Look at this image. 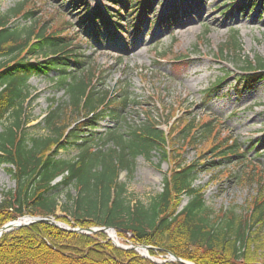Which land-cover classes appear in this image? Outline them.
I'll return each mask as SVG.
<instances>
[{
  "label": "trees",
  "instance_id": "obj_1",
  "mask_svg": "<svg viewBox=\"0 0 264 264\" xmlns=\"http://www.w3.org/2000/svg\"><path fill=\"white\" fill-rule=\"evenodd\" d=\"M237 1L228 0L231 5ZM242 1L249 11L257 6L253 0ZM24 6L22 0L0 14V166L6 167L14 182V188L3 192L0 199V227L26 216L54 217L70 228H108L119 235L128 234L132 244L154 248L148 252L150 256L169 252L194 264H259L255 257L264 229L261 178L252 181L255 195L239 212L231 208L215 214L205 206L204 194L195 186L198 172L242 162L239 145L234 141L202 165L178 164L163 176L161 191L146 203L130 200L119 174L132 175L139 156L149 159L154 153L159 163L163 162L166 140L159 121L147 118L139 125L126 124L120 113L130 102L127 92L112 107L107 92L94 89L92 68L71 50L75 47L71 40L61 36L58 28L39 25L37 12L23 13ZM95 15L96 21L102 22L104 18ZM108 16L118 20L120 14ZM18 19L28 21L29 26H16ZM240 52L237 32H233L219 56L233 58L239 66L234 87L239 98L257 84L264 85V60L241 59ZM34 76L51 81L65 97L42 120V136L32 135L26 128L30 123L27 107L33 101L27 81ZM222 81H216L207 94L215 93ZM66 109L78 117H93L71 128L62 123ZM104 118L116 127L97 133ZM214 123L202 124L196 136L212 134ZM68 148L76 151L75 157L57 156L59 150ZM182 197L187 201L178 210ZM0 264L178 263H155L132 249L117 248L103 232L86 235L36 223L0 237Z\"/></svg>",
  "mask_w": 264,
  "mask_h": 264
},
{
  "label": "rangeland",
  "instance_id": "obj_2",
  "mask_svg": "<svg viewBox=\"0 0 264 264\" xmlns=\"http://www.w3.org/2000/svg\"><path fill=\"white\" fill-rule=\"evenodd\" d=\"M118 1L117 5L110 0H25L22 12H37L39 25L49 30L58 28L61 36L71 40L75 46L71 50L82 55L92 68L94 89L107 92L112 107L127 92L130 102L120 113L126 124L139 125L147 118L159 121L166 139L163 162L159 163L154 153L149 159L139 156L132 175L119 174L130 200L146 203L161 191L163 176L178 164L212 161L235 141L244 156L242 162L198 172L195 186L204 194L205 206L215 214L231 208L242 211L255 195L252 181L260 177L264 186V85L257 84L239 98L234 92L239 66L233 58H221L219 50L237 32L241 59L264 60V1L253 0L257 5L253 11L241 0L234 5L228 0ZM18 2L22 0H0V14ZM115 13L120 14L118 20L107 17ZM95 14L105 22L96 21ZM115 23H119L117 29ZM16 24L21 28L29 26L21 19ZM177 59L183 62L175 63ZM224 75L228 78L220 88L207 94ZM27 85L33 101L27 107L30 123L26 128L28 133L42 136V120L56 104L65 101L64 93L44 77H31ZM65 112L62 123L71 127L75 122L77 126L85 124L84 116L70 114L67 109ZM192 120L193 127L185 135ZM207 122H215L216 127L209 136L199 138L196 132ZM113 127L115 124L104 118L96 132L104 133ZM75 155L73 148L57 154L63 159ZM13 188L6 167L0 166V199L3 192ZM186 201L182 197L177 209ZM62 203L61 198L59 204ZM56 214L61 216L59 211ZM105 235L111 243L109 237H113L121 247H138L128 234L109 230ZM260 240L255 259L264 264V229ZM136 253L155 263L169 259L165 255L150 256L139 249Z\"/></svg>",
  "mask_w": 264,
  "mask_h": 264
},
{
  "label": "water",
  "instance_id": "obj_3",
  "mask_svg": "<svg viewBox=\"0 0 264 264\" xmlns=\"http://www.w3.org/2000/svg\"><path fill=\"white\" fill-rule=\"evenodd\" d=\"M47 224V225H51L57 229H60L62 231H67V232H77V233H84V234H93L96 231H100L103 233H107V231L109 229H99V230H93V229H87V230H80V229H69V228H65L62 227L61 225H59L54 218L52 217H46V218H41V217H37V218H31V217H26L23 219H19L16 220L14 222H10L6 225H4L3 227L0 228V236L4 233H9L11 231L23 228V227H27L31 224ZM110 238V237H109ZM116 247L121 248V249H128V248H124L121 247L120 245L114 243ZM129 249H134V250H141L143 252H148L149 250H154V248L149 247V246H139V247H130ZM168 257H169V261L171 262H175L178 264H193L192 262H188L186 260H182L180 258L175 257L173 254L171 253H167Z\"/></svg>",
  "mask_w": 264,
  "mask_h": 264
}]
</instances>
